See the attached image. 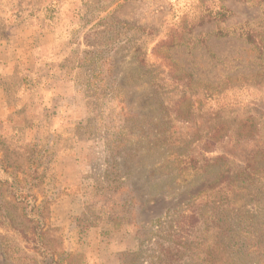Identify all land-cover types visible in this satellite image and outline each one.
Returning <instances> with one entry per match:
<instances>
[{"label":"rangeland","instance_id":"rangeland-1","mask_svg":"<svg viewBox=\"0 0 264 264\" xmlns=\"http://www.w3.org/2000/svg\"><path fill=\"white\" fill-rule=\"evenodd\" d=\"M257 41L264 0H0V83L16 88L0 119V264H149L156 241L175 254L177 218L205 215L258 144ZM240 196L233 236L240 220L263 230L264 193ZM202 222L179 264H258Z\"/></svg>","mask_w":264,"mask_h":264},{"label":"trees","instance_id":"trees-1","mask_svg":"<svg viewBox=\"0 0 264 264\" xmlns=\"http://www.w3.org/2000/svg\"><path fill=\"white\" fill-rule=\"evenodd\" d=\"M227 16L229 15L228 11ZM224 12L218 13L219 17L224 16ZM246 40L249 43H253L255 34L252 31H247L245 33ZM256 46L260 48V51L264 50V44L261 41L256 42ZM264 52V51H263ZM219 96V94H217ZM259 103L264 105V97L262 95H259ZM253 121L251 117L247 118L246 122L244 124H247V122ZM254 131V139L258 140V144L255 145L254 150H252L248 155L245 157V159L241 160L242 165H238L236 168V173L233 178L227 177L222 183H220V188L218 187L216 192H219L216 196L213 194V197L215 198V201L209 202L207 205L208 212H206L205 215L202 213H191L189 216H182L178 217L176 220V227L178 229L177 232L179 234L177 237H175L174 240H172L174 243L172 245H177L178 250L175 254H172V248L168 246H164L159 241H156L154 245H157L158 249H155L154 251H157L159 254H153L152 260L149 264H171L169 260H172L173 256L175 255V261L177 264L181 263L183 261L184 257L188 256H194V255H184L182 253L181 257H177V253H180L182 251L187 250L186 242L183 243L185 238L187 239L194 234L195 229L201 228L198 226V223L200 220H203V226L204 232H202L203 235L207 236L209 233L216 236V239L218 240H226L229 239V244L233 245L235 249L241 250L245 253H250L251 255H255V259L257 260L258 264H264V229H261V226L258 227L257 230L251 231V226L246 221L242 220H236L234 222L240 223L241 231L237 233L235 236H233V222H231V219H237V215L242 213V207H238L237 205H234L236 202V198L238 195V198L240 199V193L245 192L251 197H256L259 200H262L263 197H260L262 193H264V138H261V141H259L258 134L264 129V124H251ZM243 129V126H242ZM220 128L212 129L210 130L213 135L212 136H218L217 133L219 132ZM233 129H229L225 132L226 141L231 140L232 138H237V136H240L242 133H234L231 132ZM232 133V135H231ZM230 134V135H229ZM247 136V135H246ZM223 139V138H222ZM239 141H245L243 144L247 143L248 141H251V139H248L247 137L237 138ZM238 142V141H237ZM209 143V140L205 141V143H202L204 145H207ZM241 147H244V145H241ZM226 156H231L235 158L233 155L224 153ZM219 159V158H218ZM223 189V191H220ZM214 191V190H213ZM33 209L31 210V212ZM245 220H250L251 223L256 218L252 216H245L243 215ZM36 226H40V224L37 222ZM43 230V228H42ZM21 238L25 242L26 246H33L32 248L37 249L38 251L44 248L43 246V239H41L42 235L44 233L41 232V228L39 231L36 228H30V235H32V238H30V235H25L21 232ZM233 236V239L231 238ZM43 238V237H42ZM181 241V242H180ZM183 249V250H182ZM182 250V251H181ZM40 252V251H39ZM42 256L46 257L48 253L42 252ZM190 254H193L192 252ZM65 257L69 256L68 254H63ZM134 258V254L131 252H127L126 254L122 255V264H127L128 261L132 260ZM50 264H61L62 259H54L53 256H51ZM168 260V261H167ZM31 264H37L35 262H30V259L28 260ZM175 263V264H176ZM48 264V263H46ZM72 264V263H68Z\"/></svg>","mask_w":264,"mask_h":264},{"label":"crops","instance_id":"crops-1","mask_svg":"<svg viewBox=\"0 0 264 264\" xmlns=\"http://www.w3.org/2000/svg\"><path fill=\"white\" fill-rule=\"evenodd\" d=\"M7 83H0V119L5 112V109L8 107L9 99L12 94L16 92V88L10 84L11 81L6 80Z\"/></svg>","mask_w":264,"mask_h":264}]
</instances>
